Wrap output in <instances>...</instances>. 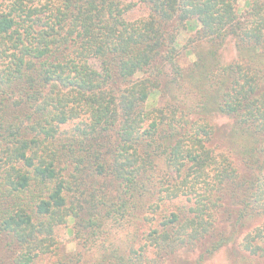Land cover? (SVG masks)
I'll use <instances>...</instances> for the list:
<instances>
[{
  "label": "trees",
  "instance_id": "1",
  "mask_svg": "<svg viewBox=\"0 0 264 264\" xmlns=\"http://www.w3.org/2000/svg\"><path fill=\"white\" fill-rule=\"evenodd\" d=\"M136 6L147 14L127 19ZM69 223L72 253L56 235ZM225 248L264 264V0H0L6 264L202 263Z\"/></svg>",
  "mask_w": 264,
  "mask_h": 264
},
{
  "label": "rangeland",
  "instance_id": "2",
  "mask_svg": "<svg viewBox=\"0 0 264 264\" xmlns=\"http://www.w3.org/2000/svg\"><path fill=\"white\" fill-rule=\"evenodd\" d=\"M240 5H243L240 2ZM147 14V11L142 6H136L132 11L128 12L127 19H136L139 17H143ZM194 33L190 31H183L178 37V44L180 46V52L178 57V63L181 67H186L189 63L195 60L194 55L187 54L186 50L183 48L187 45V42L190 37H192ZM235 58V50L232 44H228L223 53L222 60L227 63L230 60ZM162 104L161 97L158 94H153L150 99L147 101V108L159 107ZM231 121L225 117H216L213 119V124L216 126L217 130V139L215 140L214 147L218 152L227 153L228 145L225 143V134L228 133V128L230 126ZM229 152V151H228ZM259 223V220H249L246 224V227L253 228L255 225ZM72 224L69 223L67 227L58 228L56 230V235L58 237L59 242L65 248L66 252L72 253L76 250L75 239L71 234ZM123 230L114 229L111 231L109 240L113 243H119L118 240L121 238V234ZM4 246V244H2ZM197 254L198 252H180L177 259V264H231V259L229 258V251L227 249H222L221 251L215 253L208 260L202 263H197ZM0 257L2 258V262L6 264L5 260V249L0 251ZM5 257V258H4Z\"/></svg>",
  "mask_w": 264,
  "mask_h": 264
}]
</instances>
